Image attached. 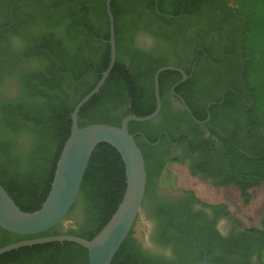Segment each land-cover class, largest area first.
<instances>
[{"label": "trees", "instance_id": "obj_1", "mask_svg": "<svg viewBox=\"0 0 264 264\" xmlns=\"http://www.w3.org/2000/svg\"><path fill=\"white\" fill-rule=\"evenodd\" d=\"M13 1L0 0V9L7 11V18L0 21V29L10 22L8 11ZM223 1L226 7L232 1L229 9L240 18L234 17L237 27L227 35L228 44L238 45V56L244 65L241 69L244 89H232L223 106L226 110L231 108L230 115L239 122L238 135L245 131L247 138L244 140L251 143L245 148L244 140L238 141L237 136L225 139L210 128L222 148H217L214 158L210 159L209 166H215L214 169L201 172L204 177L215 180V187H236L245 204H249V191L264 184V136L257 132L264 128V0ZM212 4L213 0H112L115 65L100 92L81 109L79 127L97 124L119 127L126 115H151L156 109L154 75L159 69L172 65L164 60H145L127 54L133 32L140 28L139 21L146 17L155 26L172 27L178 18L196 19L198 15L207 14L205 10ZM14 16V25L0 34V82L17 75L19 89L14 100L0 98V183L22 211L32 213L41 208L50 192L57 162L71 134L72 112L94 89L109 66L110 21L106 0H17ZM220 25L219 34L224 26ZM13 37L20 39V46L14 45ZM30 61L35 66L28 67ZM180 79L175 71L160 75L161 100L168 89L167 83L174 84ZM179 91L180 87L176 89L177 93ZM119 97L129 101L131 108L126 113L114 114L111 105ZM135 125L142 124H129L132 135L136 132ZM20 137L29 140L27 149L18 144ZM142 140L135 138L147 172L143 208L152 187L150 158L139 143ZM165 164L159 165L157 178ZM196 174L192 170L191 176ZM125 187V165L121 155L112 146L101 144L91 157L78 199L68 215L80 211V222H75L74 228L63 230L59 225L34 236L16 235L0 228V249L31 238L61 234L91 240L115 213ZM188 192L195 196L193 191ZM167 202L164 199L156 203L152 214L166 231L185 234L188 225L178 224L169 216ZM202 204L223 210L224 217L230 216L225 204ZM232 221L243 228L238 221ZM261 225V228L244 229L240 236L244 240L251 235L259 238L258 259L264 264V217ZM133 234L134 230L112 264H158L136 251L138 241ZM208 246L196 243L197 248H204L210 256ZM234 250L243 251L240 247ZM208 262L225 264L219 258H210ZM0 264H89V258L88 251L77 244L51 243L5 253L0 256Z\"/></svg>", "mask_w": 264, "mask_h": 264}, {"label": "flooded vegetation", "instance_id": "obj_2", "mask_svg": "<svg viewBox=\"0 0 264 264\" xmlns=\"http://www.w3.org/2000/svg\"><path fill=\"white\" fill-rule=\"evenodd\" d=\"M16 2L13 1L8 11L9 24L13 20V25ZM229 6L227 4L226 7L223 0H213L210 8L205 10L207 14L198 15L196 19L178 18L172 27L165 28L153 25L151 20L144 17L139 21L140 28L133 32V42L127 51V54L145 60H164L187 75L184 79L178 72L181 79L174 84L167 83L160 113L154 120L136 122L142 125L134 126V136L143 139L139 143L145 147L150 158L152 190L143 207L146 219L152 225L148 241L155 245L156 250L170 248L172 257L166 259L162 251L158 254L157 251L146 250V246L136 238L138 243L135 247L141 256L158 261V264H191L210 258L222 259L225 264H261L258 259V237L251 235L247 240L242 239L240 235L245 228L238 227L236 223L225 226L223 222L228 218L224 217L223 210L203 206V202L187 190L164 191L159 188L156 177L159 165L177 161L190 174L195 170L197 174L194 177L199 181L215 187V180L204 177L201 172L203 169H214L215 166H209L210 159L214 158L217 148H222L221 142L214 138L209 129L213 128L225 139L237 136L238 141H243L247 138L245 131L238 135L241 129L239 122L230 115L231 108L226 110L223 106L232 89H244L241 72L244 65L238 56L239 47L228 44L229 30L237 27V17ZM6 15L7 11L1 8L0 21L7 18ZM220 24L224 25L221 34L217 32ZM33 66L34 63L30 61L28 67ZM17 82V75L2 80L0 98L14 100L19 90ZM111 108L114 114H123L131 106L124 97H119L113 101ZM196 114L202 119H198ZM257 132L264 136V128H259ZM24 139L20 137L18 144L21 145ZM250 143V140H244L243 147H249ZM224 187L227 186L220 188ZM164 199L168 201L166 211L169 216L178 224L188 225L185 234L166 231L152 214L153 206ZM212 238L215 241H211ZM196 243L209 245L210 256L204 248H197ZM237 247L243 251H235Z\"/></svg>", "mask_w": 264, "mask_h": 264}, {"label": "water", "instance_id": "obj_3", "mask_svg": "<svg viewBox=\"0 0 264 264\" xmlns=\"http://www.w3.org/2000/svg\"><path fill=\"white\" fill-rule=\"evenodd\" d=\"M112 0H106V9L110 21L111 46L110 62L101 79L75 107L71 114V134L57 162L50 192L35 212L22 211L0 183V228L16 235L34 236L46 233L61 225L71 212L78 199L85 173L91 157L101 144L115 148L125 165L126 187L123 198L115 213L102 230L91 240L77 236L61 234L38 237L10 244L0 249V256L24 247H33L51 243H73L88 251L89 264H112L117 252L126 238L134 230L145 198L147 172L143 153L129 132L131 122H147L154 120L161 110L160 75L165 71H177L186 79L187 75L175 67H164L154 75L156 109L146 117L126 116L119 127L97 124L79 127L81 109L100 92L106 83L116 61L114 18L111 11ZM12 22L0 29V34L10 29ZM192 264H216L206 260Z\"/></svg>", "mask_w": 264, "mask_h": 264}, {"label": "rangeland", "instance_id": "obj_4", "mask_svg": "<svg viewBox=\"0 0 264 264\" xmlns=\"http://www.w3.org/2000/svg\"><path fill=\"white\" fill-rule=\"evenodd\" d=\"M232 5V1L229 2ZM14 45L20 46V39L13 37ZM29 146V140L24 139L21 147ZM158 185L164 191L174 192L179 190L193 191L195 196L203 203L217 205L225 204L228 207L230 214L229 218L223 223L229 226L236 220L242 224L245 229L261 228V221L264 217V184L259 188H253L249 191L251 200L249 204H245L242 199L241 192L234 186L230 187H213L209 184L202 183L191 174L184 167L177 162H166L159 178ZM81 212H75L61 224L63 230L74 228L75 222H80ZM149 221L143 212H140L136 225L134 227V238L145 246L149 243Z\"/></svg>", "mask_w": 264, "mask_h": 264}, {"label": "clouds", "instance_id": "obj_5", "mask_svg": "<svg viewBox=\"0 0 264 264\" xmlns=\"http://www.w3.org/2000/svg\"><path fill=\"white\" fill-rule=\"evenodd\" d=\"M149 228L150 229L152 228V225L151 224L149 225ZM146 250H148V251H157L158 254H159L160 251H162V254H163L164 258H166V259H170L172 257V251H171L170 248L164 249V250H156L155 249V245H153L151 243H148L146 245Z\"/></svg>", "mask_w": 264, "mask_h": 264}]
</instances>
